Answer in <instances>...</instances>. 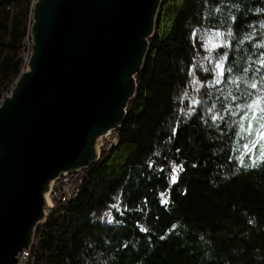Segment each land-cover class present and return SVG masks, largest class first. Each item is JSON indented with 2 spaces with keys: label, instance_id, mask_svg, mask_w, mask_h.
I'll list each match as a JSON object with an SVG mask.
<instances>
[{
  "label": "trees",
  "instance_id": "obj_1",
  "mask_svg": "<svg viewBox=\"0 0 264 264\" xmlns=\"http://www.w3.org/2000/svg\"><path fill=\"white\" fill-rule=\"evenodd\" d=\"M35 1L0 0V101ZM206 34L222 39L214 66ZM137 83L118 143L38 226L27 264H264V152L247 149L262 127L249 105L264 94V0H163ZM180 114L196 129L176 131Z\"/></svg>",
  "mask_w": 264,
  "mask_h": 264
},
{
  "label": "water",
  "instance_id": "obj_2",
  "mask_svg": "<svg viewBox=\"0 0 264 264\" xmlns=\"http://www.w3.org/2000/svg\"><path fill=\"white\" fill-rule=\"evenodd\" d=\"M162 2L35 1L26 68L0 101V264L35 243L52 182L122 126Z\"/></svg>",
  "mask_w": 264,
  "mask_h": 264
},
{
  "label": "built area",
  "instance_id": "obj_3",
  "mask_svg": "<svg viewBox=\"0 0 264 264\" xmlns=\"http://www.w3.org/2000/svg\"><path fill=\"white\" fill-rule=\"evenodd\" d=\"M30 49H31V39L29 36L26 38L24 42V46L22 48L25 63H27V59L30 54ZM24 68H26V64ZM8 93L9 91H7V94ZM118 139H119L118 133L115 130L111 134L105 136L102 139L101 148L110 147L114 144H117ZM83 170L84 169L64 172L61 174L60 177L56 178L52 182L47 196H49L53 208L57 204H65L71 200L76 199L79 196L80 188L84 180ZM31 248L22 250V252L19 254L18 264H27L29 262L31 258Z\"/></svg>",
  "mask_w": 264,
  "mask_h": 264
},
{
  "label": "rangeland",
  "instance_id": "obj_4",
  "mask_svg": "<svg viewBox=\"0 0 264 264\" xmlns=\"http://www.w3.org/2000/svg\"><path fill=\"white\" fill-rule=\"evenodd\" d=\"M221 38L214 34H206V39L201 42V59L202 62L208 66L213 65L216 61H214V50L221 44ZM217 64L219 62H216ZM7 94V93H6ZM5 94V95H6ZM259 108L256 106L254 108V113L252 115V126L251 129H254V123H262V127L260 129L255 130L251 135L250 143L247 146V149H254L255 146H258L264 152V94L263 97H260ZM260 110V111H259ZM259 111V112H258ZM175 129L176 131H185L196 129V124L191 115L180 114L175 119Z\"/></svg>",
  "mask_w": 264,
  "mask_h": 264
},
{
  "label": "snow or ice",
  "instance_id": "obj_5",
  "mask_svg": "<svg viewBox=\"0 0 264 264\" xmlns=\"http://www.w3.org/2000/svg\"><path fill=\"white\" fill-rule=\"evenodd\" d=\"M252 88H256L257 85L256 84H252L251 85ZM259 101H254L252 105H249V107H255V106H258L259 105ZM261 111H264V109H261ZM180 169H174V171H179ZM175 180H176V177L173 176L172 177V182L175 183ZM164 203H167V201H164Z\"/></svg>",
  "mask_w": 264,
  "mask_h": 264
},
{
  "label": "bare ground",
  "instance_id": "obj_6",
  "mask_svg": "<svg viewBox=\"0 0 264 264\" xmlns=\"http://www.w3.org/2000/svg\"><path fill=\"white\" fill-rule=\"evenodd\" d=\"M47 197H48V201H49L50 205L52 206V202H51L49 196H47Z\"/></svg>",
  "mask_w": 264,
  "mask_h": 264
}]
</instances>
